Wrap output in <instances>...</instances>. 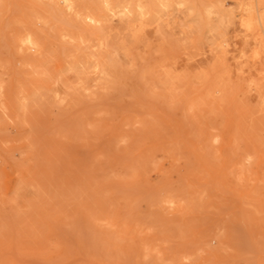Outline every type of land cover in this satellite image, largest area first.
<instances>
[{
    "label": "rangeland",
    "instance_id": "obj_1",
    "mask_svg": "<svg viewBox=\"0 0 264 264\" xmlns=\"http://www.w3.org/2000/svg\"><path fill=\"white\" fill-rule=\"evenodd\" d=\"M0 264H264V0H0Z\"/></svg>",
    "mask_w": 264,
    "mask_h": 264
}]
</instances>
